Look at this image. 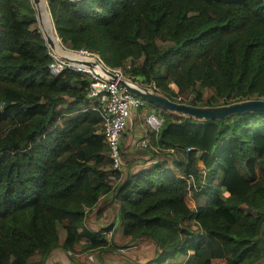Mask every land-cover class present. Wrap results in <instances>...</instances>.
<instances>
[{
    "label": "trees",
    "instance_id": "trees-1",
    "mask_svg": "<svg viewBox=\"0 0 264 264\" xmlns=\"http://www.w3.org/2000/svg\"><path fill=\"white\" fill-rule=\"evenodd\" d=\"M47 3L66 48L106 54L107 66L171 100H264V0ZM52 61L31 1L0 0V264H63L45 262L75 245L115 252L121 245L102 233L111 226L85 224L101 213L103 196L120 212L152 206L165 231L148 235L151 257L126 264H264L263 110L207 120L165 112L150 146L139 149L150 159L170 156L171 166L114 170L89 77L51 76ZM117 227L139 236L126 219Z\"/></svg>",
    "mask_w": 264,
    "mask_h": 264
},
{
    "label": "rangeland",
    "instance_id": "rangeland-1",
    "mask_svg": "<svg viewBox=\"0 0 264 264\" xmlns=\"http://www.w3.org/2000/svg\"><path fill=\"white\" fill-rule=\"evenodd\" d=\"M101 58L105 62V60L107 59V55L103 54L101 55ZM140 111L143 115H139ZM149 112H154L160 115L161 118V115L168 111H165L158 106L150 104L148 102H146L143 107L132 111V113L136 115L134 117V123L138 127L139 124H143L142 127H139L140 130L143 129L145 133L151 134L152 131H150V128L148 127V124L144 119L149 114ZM138 118H140L141 120H139ZM129 123H131V119L130 122L128 121L124 132L127 131ZM137 137H140L139 133H135L134 136H131L129 140H123V142L125 143L121 148L122 156L124 159V163L121 167L122 170L126 166L128 168H130L131 166L132 169L134 168V165L138 163H140V165H146L152 163V161L154 160H159L161 163L171 166V157L168 155H158V157L154 156L152 159H150L149 154H141L140 149L132 144V140ZM125 145L126 147L124 148ZM123 153H126V156H124ZM232 157L233 155L230 154V156H228V160L230 161ZM134 160L136 163H134ZM258 176H260V174H258ZM185 203L192 207L193 201L191 200L190 196H186ZM99 205L102 206L101 216L96 217L95 213H92L90 215V218L87 220V226L90 228H94L98 226L97 224L102 220L105 222V225L111 223V227L113 229L111 230V232L108 231L106 233V237L110 238V236L112 235L114 240L121 246L116 249L115 252L90 251L84 253H80V246L78 245H75L72 250L68 249V251H66L62 247H59L48 255L45 263L60 261L63 264H126L129 260L139 259L140 261H144V258L151 256L154 244L150 239H148V235L160 237L165 233L163 228L157 226V223L154 219L155 210L152 206H128L124 212H120L118 205L111 201V199L107 196L101 197ZM166 205L167 207L174 208L177 205V202L171 199L167 201ZM120 219L128 220L129 233L131 235L138 234L139 236L135 239H130L129 237L124 236L122 234L121 228L117 227L118 221ZM34 262L35 264L37 263V261Z\"/></svg>",
    "mask_w": 264,
    "mask_h": 264
},
{
    "label": "built area",
    "instance_id": "built-area-1",
    "mask_svg": "<svg viewBox=\"0 0 264 264\" xmlns=\"http://www.w3.org/2000/svg\"><path fill=\"white\" fill-rule=\"evenodd\" d=\"M72 2H77L79 0H71ZM79 57H96L103 64H105L98 54L86 50L78 49L72 50ZM52 55V54H51ZM53 61L48 65V73L52 75H57L65 72H79L86 74L89 77V82L87 84V96L91 100L92 105H98L97 110L101 115V132L106 140L110 157L112 159V169L121 170L124 163L122 156V136L129 119L131 118L132 111L141 108L146 103L139 96L120 90L117 81L108 80L102 74L94 71L90 67L79 65L72 62H66L57 59L52 55ZM105 66L114 72L117 78L123 77V71L121 68H112L105 64ZM145 122L148 124L150 131L152 133H157V130L161 124V118L158 114L154 112H149V114L144 118ZM151 137L140 136L132 140V144L137 148H146L150 146Z\"/></svg>",
    "mask_w": 264,
    "mask_h": 264
},
{
    "label": "water",
    "instance_id": "water-1",
    "mask_svg": "<svg viewBox=\"0 0 264 264\" xmlns=\"http://www.w3.org/2000/svg\"><path fill=\"white\" fill-rule=\"evenodd\" d=\"M35 12V18L39 31L41 32L47 47L52 55L57 59L72 62L79 65L90 67L94 71L99 72L108 80L117 81L120 90L133 93L145 102L156 105L159 108L178 114L187 115L195 119H215L222 118L236 112L247 110H263V99H251L239 102H233L223 106H195L183 102H177L169 99L162 94L156 93L147 86L142 85L138 81H132L128 78H117L116 74L109 70L96 57H79L74 51L66 48L58 35L56 34L51 13L48 7L47 0H30Z\"/></svg>",
    "mask_w": 264,
    "mask_h": 264
},
{
    "label": "crops",
    "instance_id": "crops-1",
    "mask_svg": "<svg viewBox=\"0 0 264 264\" xmlns=\"http://www.w3.org/2000/svg\"><path fill=\"white\" fill-rule=\"evenodd\" d=\"M139 115H143V114H141V111L139 112ZM135 116H136V115H135L134 113H132L131 118H130V119H131V123H129V126L127 127V130H129V131L127 132V136H126L125 140H129V139L131 138V136H134L135 133H139L140 136H147V137L150 136V133H145V131H144L143 129L140 130L139 127H142L143 124H139V127H138V126L134 123V117H135ZM159 117H160V115H159ZM130 119H129V122H130ZM138 119L141 120L140 118H138ZM132 120H133V121H132ZM128 128H130V129H128ZM125 132H126V131H125ZM132 158H133V157H132ZM132 158H131V159H132ZM258 171H259V170H258ZM258 171L256 170L257 176H258V174H260V171H259V172H258ZM258 177H259V176H258ZM191 200L193 201L192 198H191ZM99 203H100V200H99V202H98L97 205H99ZM194 205H195V203H194V201H193L192 207H190L189 205H188V207H189L190 209H192V208L194 207ZM99 208L101 209L100 211H102V206L99 205ZM92 213H95L96 217H100V216H101V213L99 214V213H97L96 211H93ZM92 213H91V214H92ZM88 217H89V216H88ZM85 224H86V226H87V222H86ZM100 224H103V225H100ZM97 225H98V226H96V227H94V228H90V227H88V228H90V229H92V230H99V231H102V228H107V227L111 226V223L105 225V222L102 220V221L99 222ZM108 231L111 232V230H109V229H108V230H104V231L102 232L106 239H109L108 237H106V233H107ZM92 251H99V250H92ZM87 252H90V251H87ZM151 256H152V254H151ZM151 256H148L147 258H149V257H151ZM147 258H144V260H146ZM136 260L140 261L139 259H136ZM209 263H210V264H225V261H224V259H222V258H212V259L210 260Z\"/></svg>",
    "mask_w": 264,
    "mask_h": 264
}]
</instances>
